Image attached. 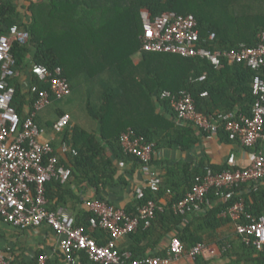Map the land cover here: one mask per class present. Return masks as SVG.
Here are the masks:
<instances>
[{
    "label": "trees",
    "instance_id": "1",
    "mask_svg": "<svg viewBox=\"0 0 264 264\" xmlns=\"http://www.w3.org/2000/svg\"><path fill=\"white\" fill-rule=\"evenodd\" d=\"M142 11L151 19L167 11L193 14L200 45L214 50L235 49L241 43L255 46L260 41L258 34L264 30V0H0V33L13 24L29 33L25 43L14 42L11 46L14 75L9 83L15 89L12 105L21 121L31 114L38 92L49 89V84L32 71L34 64H41L51 69L61 67L71 92H78L84 100L80 115H87L96 124H80L75 120L76 114L61 107L55 109L54 119L45 123H40L36 113L34 121L48 130L58 164L71 170L67 181L52 176L45 183L49 211L65 208L67 195L78 198L72 185L76 191L92 188L91 198L108 203L110 193L122 194L127 189L130 181L126 177H132L137 169L141 171L138 158L126 153L120 144V134L127 128L154 143L155 150L186 152L199 141L200 134H206L189 121H179L168 100L160 97L162 90H187L196 109L211 117L218 112L251 114L256 98L253 77L259 74L264 79V70L253 69L244 62L229 63L224 58L214 66L201 57L142 50ZM211 33L213 39L209 38ZM202 75L204 79L199 80ZM64 113L70 115L69 125L59 133L50 132ZM217 135L232 141L223 125ZM62 142L75 148L76 154L63 153ZM249 148L264 152V142ZM151 165L160 178L156 190L145 189L144 197L138 199L136 185L125 206L111 204L130 215L148 200L161 209L156 210L148 227L140 225L125 235L123 244L117 245L119 251H130L132 258L165 257L168 246H157L165 238L169 242L175 236L183 244L182 256H187L198 242L216 246V253L203 252L194 258V264H217L218 260L221 264H264V246L256 249L252 243H246L236 232L235 221L220 214L227 205L239 200L253 216L263 214L264 178L256 188L246 183L235 188L227 201L210 192V202L202 211L182 215L173 211L172 204L202 181L207 167L214 171L239 167H217L206 159L158 161L154 155ZM117 187L119 190L115 191ZM78 200L82 208L75 207V225H84L103 244L109 233L90 225L91 212L85 208L84 200ZM229 224L234 232L222 235L220 231ZM1 252L11 257L14 264H34L42 254L37 250L33 258L27 259L14 256L9 249ZM59 256L64 259L60 250ZM78 261L100 264L90 260L84 251L79 252ZM46 264L60 263L48 255Z\"/></svg>",
    "mask_w": 264,
    "mask_h": 264
},
{
    "label": "built area",
    "instance_id": "2",
    "mask_svg": "<svg viewBox=\"0 0 264 264\" xmlns=\"http://www.w3.org/2000/svg\"><path fill=\"white\" fill-rule=\"evenodd\" d=\"M142 32L139 36L141 49L152 52H165L184 57H201L218 66L224 58L229 63L244 62L257 70H264V30L258 34L259 42L255 46L241 43L235 49H211L200 45V34L193 14H179L167 11L151 19L147 12H141ZM29 33L16 24L0 33V218L19 229L49 226L59 235L58 247L64 260L74 264L78 254L84 251L88 258L100 264H174L184 254L183 244L178 237H171L165 257L146 256L132 258L130 251H119L117 245L128 233L143 225L148 227L161 209L153 200L146 201L137 208L134 215L126 213L122 207L104 200L86 198L85 208L91 212L89 223L109 233V238L99 244L87 232L84 225H75V217L65 208L49 211L46 208L45 183L52 177L61 182L69 179L71 170L58 164L51 140L45 137L46 129L34 121L36 113L52 99H61L71 93L67 79L62 75L61 67L53 69L45 65L34 64L33 73L49 84L42 89L33 102L32 112L21 121L12 105L15 89L9 83L14 75V59L11 46L14 42L25 43ZM210 39L214 38L211 33ZM204 79V75L199 80ZM252 90L255 101L251 114L235 112L205 115L196 109L193 97L185 89L178 91L162 90L160 97L168 100L179 121H189L197 129L208 135H217L221 125L232 141L244 147H253L264 142V79L257 74L253 77ZM70 123V115L64 113L58 117L50 132L59 133ZM120 144L126 153L136 156L140 170L145 176L143 184L136 187V197L142 199L145 189L156 190L160 183L157 171L151 160L155 155V145L147 142L144 136L134 129L127 128L120 134ZM63 153L76 154V150L66 142L60 144ZM264 178V152L252 153L248 166L243 168L214 171L206 168L200 183L193 185L183 198L172 204L177 214H193L203 210L209 204V193L213 192L224 200L233 196L235 188L246 183L254 188ZM165 203V201H162ZM235 221L236 232L246 243H252L256 249L264 246V213L255 217L246 211L242 200L227 205L220 213ZM203 252L214 254L216 246L198 242L186 253L194 259ZM48 255H38L34 264H46ZM0 264H14L11 257L0 251Z\"/></svg>",
    "mask_w": 264,
    "mask_h": 264
},
{
    "label": "crops",
    "instance_id": "3",
    "mask_svg": "<svg viewBox=\"0 0 264 264\" xmlns=\"http://www.w3.org/2000/svg\"><path fill=\"white\" fill-rule=\"evenodd\" d=\"M196 132L198 130L196 129ZM45 137H49L48 130ZM254 151L249 147H244L236 141L222 140L218 135L200 134L199 141L188 151L171 150L166 148H160L156 150L154 159L158 161L172 162L175 160H188L192 162H198L201 159H206L210 164L223 167L230 165L233 167L243 168L250 164L252 159V153ZM123 168V166H122ZM129 182V186L122 194L116 192L110 193L107 197L115 205L125 206L132 198L133 188L136 185H142L145 176L138 169L134 171L132 177H126ZM72 188L75 190V195L79 199L84 200L91 198L94 194V190L88 187H82L81 191H76L74 185ZM117 187L115 191H118ZM78 198L67 195L66 210L73 216L76 212L75 207L82 208V204L78 206ZM164 201V199H162ZM77 205V206H74ZM233 227L229 224L224 227L220 233L222 235L232 234ZM125 239H120L118 244L121 246ZM59 235L50 230L46 225H42L38 228L18 230L6 222L0 219V251L9 249L14 256H21L27 259L33 258V254L37 250H41L42 253L49 255L50 259H56L60 264H71L62 260L59 256L58 247ZM168 238H165L158 244V249L166 248L168 246ZM151 251V250H149ZM194 259L188 256H182L174 262V264H194ZM222 261L218 260L217 264H221ZM74 264H82L80 261ZM84 264V263H83ZM88 264V263H85Z\"/></svg>",
    "mask_w": 264,
    "mask_h": 264
},
{
    "label": "rangeland",
    "instance_id": "4",
    "mask_svg": "<svg viewBox=\"0 0 264 264\" xmlns=\"http://www.w3.org/2000/svg\"><path fill=\"white\" fill-rule=\"evenodd\" d=\"M137 57L138 56H136V58ZM58 107L64 108L69 112L76 114L75 120L80 122V124L84 125L85 122L88 121L89 125L92 126V123L96 125L95 122H93L87 115L84 114L83 117L80 115L84 108V100L78 92H71L69 95L64 96L61 99H52L50 103L46 104L38 111L36 118L38 117L40 123L52 120L55 117V109ZM185 256L186 255H184V257Z\"/></svg>",
    "mask_w": 264,
    "mask_h": 264
}]
</instances>
